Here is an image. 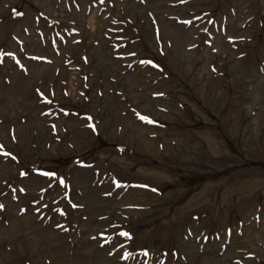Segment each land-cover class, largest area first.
I'll return each mask as SVG.
<instances>
[{"label": "rangeland", "instance_id": "374dc122", "mask_svg": "<svg viewBox=\"0 0 264 264\" xmlns=\"http://www.w3.org/2000/svg\"><path fill=\"white\" fill-rule=\"evenodd\" d=\"M0 206V264H264V0H0Z\"/></svg>", "mask_w": 264, "mask_h": 264}, {"label": "snow or ice", "instance_id": "6c2138e0", "mask_svg": "<svg viewBox=\"0 0 264 264\" xmlns=\"http://www.w3.org/2000/svg\"><path fill=\"white\" fill-rule=\"evenodd\" d=\"M149 63H150V62H149ZM140 118H141L142 120H145V121L149 122V123H152V121L149 120L148 117L141 116ZM6 155H7V153H6ZM46 175L51 176V175H54V174H53V173H46ZM0 207H2V206H0ZM122 235L127 236L128 234H127V233H122ZM145 254H146V253H145Z\"/></svg>", "mask_w": 264, "mask_h": 264}]
</instances>
